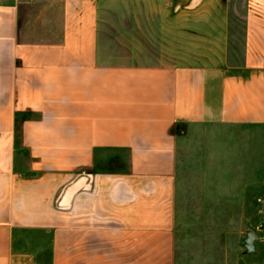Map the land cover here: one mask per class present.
<instances>
[{"label":"crops","instance_id":"crops-1","mask_svg":"<svg viewBox=\"0 0 264 264\" xmlns=\"http://www.w3.org/2000/svg\"><path fill=\"white\" fill-rule=\"evenodd\" d=\"M114 1L0 0V264H173L177 129L264 125V0L242 74L108 60Z\"/></svg>","mask_w":264,"mask_h":264},{"label":"rangeland","instance_id":"rangeland-1","mask_svg":"<svg viewBox=\"0 0 264 264\" xmlns=\"http://www.w3.org/2000/svg\"><path fill=\"white\" fill-rule=\"evenodd\" d=\"M244 6L114 1L100 15L101 53L121 65L242 74ZM176 135L173 264H264V125L182 126ZM122 158L102 166L121 169Z\"/></svg>","mask_w":264,"mask_h":264},{"label":"water","instance_id":"water-1","mask_svg":"<svg viewBox=\"0 0 264 264\" xmlns=\"http://www.w3.org/2000/svg\"><path fill=\"white\" fill-rule=\"evenodd\" d=\"M253 239V235L251 232H248L246 234V238H245V245H246V248L247 249H250L251 248V241Z\"/></svg>","mask_w":264,"mask_h":264},{"label":"trees","instance_id":"trees-1","mask_svg":"<svg viewBox=\"0 0 264 264\" xmlns=\"http://www.w3.org/2000/svg\"><path fill=\"white\" fill-rule=\"evenodd\" d=\"M26 115H28V112H25L24 114H21V115H17L16 114V119L18 120V119H21V120H24V119H26Z\"/></svg>","mask_w":264,"mask_h":264}]
</instances>
